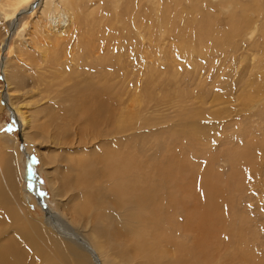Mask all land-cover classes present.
<instances>
[{
    "label": "rangeland",
    "instance_id": "rangeland-1",
    "mask_svg": "<svg viewBox=\"0 0 264 264\" xmlns=\"http://www.w3.org/2000/svg\"><path fill=\"white\" fill-rule=\"evenodd\" d=\"M37 1L12 16L0 11V261L76 264L47 224L54 214L72 222L87 188L90 216L105 213L106 232L115 212L134 223L116 221L130 240L114 234L111 251L107 235L100 238L105 256L120 264H137L129 242L158 264H178L180 256L264 264V64L253 50L260 30L248 38L245 24H264L256 0H232L233 9L223 0H81L64 32L47 41L35 33L47 22ZM231 15L239 34L220 46L211 36ZM107 150L157 183L158 223L148 206L118 198L114 180L80 178L89 164L99 170ZM81 219L72 224L85 233Z\"/></svg>",
    "mask_w": 264,
    "mask_h": 264
},
{
    "label": "bare ground",
    "instance_id": "bare-ground-1",
    "mask_svg": "<svg viewBox=\"0 0 264 264\" xmlns=\"http://www.w3.org/2000/svg\"><path fill=\"white\" fill-rule=\"evenodd\" d=\"M80 1L81 0H39V2L38 1L35 2L36 5L40 4L39 8H41V15L47 21L45 22V24L42 25V28L37 27L35 29V33L39 37L47 41L50 38V36H54V32H57L58 30H61V33L64 32V29L69 25L70 21L72 20V19L70 20L71 15L74 16V13L80 8ZM223 1H227L226 7H230L231 9H233L236 6L235 1H232V0H223ZM259 3H260L259 0H256L255 4L257 5V7H256V11L254 12H257V14H264V3H261V4ZM35 4L33 3L32 6L34 7ZM28 5H29V0H0V11L7 16H12V15H15L19 11V9L26 7ZM238 21H240L238 17L231 15L227 24L224 25L225 26L224 28L226 29V31L228 30L227 31L228 33L225 31H224L225 32L224 34L222 33V30H224V28L219 32L220 33L219 35L217 34V32L216 33L213 32V35L211 37L214 38V42L222 46L225 42L224 40L226 38L225 37L226 35H229L232 32L237 33L238 32L237 30ZM256 23H257L256 20H254L252 23L251 21H247L245 24L247 27L250 28V34L248 38L250 37L254 39L255 37L254 31L260 30L259 34L261 37V43H260V39H256L255 44H254V40H252V43L254 44L253 50L256 51V54L259 53L261 55V61H262L261 65H262V63L264 64V27L262 28L264 24L262 26L260 24H257V26L254 28L253 25ZM242 32H240V34ZM61 33L57 34V36H60ZM238 34L239 33H237V35ZM243 40H244L243 42H245V39ZM226 49H227V46H226ZM261 72H264V70H262ZM258 77H260L259 78L261 80L260 82L264 83V77H262L261 75H259ZM124 102L122 101V103ZM122 103H120L119 105H121ZM125 108H126V111L128 112V110L131 109V105L126 106V107L123 106L120 108V111L122 113L125 112L126 114ZM98 109L103 112H113V110L109 109L108 107L104 105H99ZM123 117L125 116L123 115ZM105 126L107 128V125ZM92 133L94 132L92 131ZM124 151L125 150L123 147L120 149L119 154H122ZM97 163L101 165V167L99 166V170L97 169V171L90 172L88 168L91 165L89 164L84 174H81L80 178H88V176H93V178L96 179V175H98V176H102L104 179L107 178L110 180H114L112 189L118 198H122L125 195H129L131 197L130 203H133L135 205L140 204L141 206H148L150 209V214L151 212L155 211V214L151 215L154 221V224L158 223V198H157L158 197L157 196L158 185L156 182L154 185H149L150 180L148 179L143 180L142 176L134 175L131 170H128L131 162L128 160L121 161L118 158V155L115 153L114 150H107V151L102 152L96 160V164ZM93 166L95 167V165ZM28 181L30 182L31 191L34 192L35 196L37 197L36 199H37L38 204L41 206L42 210L44 211V214L49 217L51 212L49 211L44 200L42 198H39L36 181L32 177L31 173L28 174ZM67 185H68V180L65 179L63 182H61V185H60L61 188L59 189V191L63 192L66 189ZM87 192H88V189L85 188V192H83V195H86V196H84V199L82 200L83 203L82 202H81L82 204L79 203L77 208H74V207L72 208L71 217H70L72 222L65 220L60 215L54 214V219H52L53 222L47 225L51 228H55V231L57 232L58 236L62 240H64L68 246L71 247L72 251L70 250V254L73 255L76 264H120L118 260V256H105L106 251L104 252L103 250H101L103 245H101L100 238H104L107 235V238H105L104 240L107 241L106 244L109 246L107 250L111 251L112 244L110 240L113 237H115V235L120 234L118 236H121V234L123 233L127 235L129 238V234L124 232L121 228H119L116 221L122 225L127 223L131 227H134V223L128 222L125 214L115 212L108 216L109 223H110L109 226L112 225L113 230L110 232H106L102 228V226L99 225V221L104 220L105 218H107V216L105 213H102L100 216L93 215L92 217L94 219H92V217L90 216L91 213L89 212L92 199L90 196L87 195ZM127 203H128L127 200H124L123 210H125L124 206ZM94 205L97 206L98 204L95 203ZM22 213L24 212L22 211ZM81 215H85V219H81L83 223V227H85L87 230V232L85 233L80 231L79 228H78L79 232L78 230L76 231V229L74 228L76 226L74 225L73 227V224H72V223L78 224L77 218H80ZM134 215H136L137 219L141 217L139 214V211L134 212ZM28 222L32 224L30 220ZM140 226L141 225L138 223V228ZM80 232L82 234H80ZM140 235L142 234L141 233L137 234L138 237H141ZM120 238L122 239V237ZM128 240H130V238ZM126 244L128 248V242H126ZM129 247L133 248L135 250L134 252H137L138 254L141 255V256H138V254L136 253L138 258L136 256L134 257L132 256L133 257L132 260H138L136 261L137 264H158L157 256H148L144 254L137 246L131 244L130 242H129ZM4 254H6V252L2 253V257L4 256ZM26 257L27 256H15L13 259H10V258H5L4 256V261H0V264H19V259L22 260L23 262H28L29 264L34 261V256H29L30 259H26ZM229 260L231 261L229 264H231L233 261L232 259H229ZM214 263L217 264V261L215 259H212L210 256H180L179 262H178V264H214ZM223 264H226V262Z\"/></svg>",
    "mask_w": 264,
    "mask_h": 264
},
{
    "label": "water",
    "instance_id": "water-1",
    "mask_svg": "<svg viewBox=\"0 0 264 264\" xmlns=\"http://www.w3.org/2000/svg\"><path fill=\"white\" fill-rule=\"evenodd\" d=\"M29 158H30V157H29ZM27 170H28V172H29V171H31L30 167H28V169H27Z\"/></svg>",
    "mask_w": 264,
    "mask_h": 264
}]
</instances>
